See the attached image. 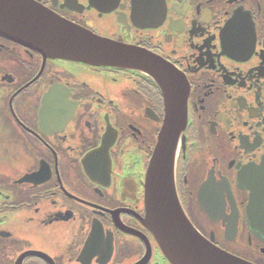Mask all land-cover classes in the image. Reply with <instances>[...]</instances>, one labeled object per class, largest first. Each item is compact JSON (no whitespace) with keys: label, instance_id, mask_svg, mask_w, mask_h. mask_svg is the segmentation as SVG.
Here are the masks:
<instances>
[{"label":"flooded vegetation","instance_id":"obj_1","mask_svg":"<svg viewBox=\"0 0 264 264\" xmlns=\"http://www.w3.org/2000/svg\"><path fill=\"white\" fill-rule=\"evenodd\" d=\"M20 3L178 72L187 89L174 156L180 205L206 240L264 264V241L247 226L251 197L250 220L264 223V0ZM66 65L0 32V264L187 262L144 223L161 89L143 73L87 65L117 80L107 95Z\"/></svg>","mask_w":264,"mask_h":264},{"label":"water","instance_id":"obj_2","mask_svg":"<svg viewBox=\"0 0 264 264\" xmlns=\"http://www.w3.org/2000/svg\"><path fill=\"white\" fill-rule=\"evenodd\" d=\"M20 1L0 0V32L34 49L44 61L132 70L149 76L161 89L165 104L163 124L144 184V223L159 247L176 256L186 255L187 262L180 264H252L206 240L189 222L178 200L175 146L180 137L184 138L187 120V89L178 72L142 49L99 37L44 8ZM253 203L251 197L247 226L252 235L264 241V223L250 220L254 216Z\"/></svg>","mask_w":264,"mask_h":264},{"label":"rangeland","instance_id":"obj_3","mask_svg":"<svg viewBox=\"0 0 264 264\" xmlns=\"http://www.w3.org/2000/svg\"><path fill=\"white\" fill-rule=\"evenodd\" d=\"M70 65H66L64 67L67 71L75 74L77 78L81 81L87 82L103 93L107 95H114L117 91V87H115L116 79L113 75L106 72H97L95 74L87 65L80 63H67Z\"/></svg>","mask_w":264,"mask_h":264}]
</instances>
